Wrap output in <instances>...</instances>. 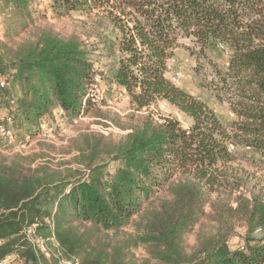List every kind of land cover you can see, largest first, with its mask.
<instances>
[{
	"label": "trees",
	"instance_id": "16d2710c",
	"mask_svg": "<svg viewBox=\"0 0 264 264\" xmlns=\"http://www.w3.org/2000/svg\"><path fill=\"white\" fill-rule=\"evenodd\" d=\"M35 1L0 0L7 39L47 13L101 11L112 29L102 48L113 54L103 80L125 91L135 110L165 101L189 127L148 115L118 141L79 136L76 149L89 174L78 181L0 149V262L264 264V0H48L44 12ZM36 25L34 40L0 48V125L16 139L43 133L55 113L71 120L91 106L87 50L75 36ZM180 48L197 60L227 54L226 68L213 65V73L233 120H221L165 77ZM5 139L0 135L1 147ZM245 148L253 173L236 154ZM105 157L116 164L109 175ZM195 227L197 242L187 250L184 238ZM236 227L244 246L231 249ZM139 247L146 252L140 259L132 252Z\"/></svg>",
	"mask_w": 264,
	"mask_h": 264
},
{
	"label": "rangeland",
	"instance_id": "374dc122",
	"mask_svg": "<svg viewBox=\"0 0 264 264\" xmlns=\"http://www.w3.org/2000/svg\"><path fill=\"white\" fill-rule=\"evenodd\" d=\"M33 3L39 4L41 12H44L49 5L48 0H36ZM104 17L98 10L91 14L71 12L63 16H53L47 13L45 20L36 22L41 28L51 29L62 38L75 36L89 53L93 65L92 81L87 89L85 100L90 101L91 106L87 114H82L71 120L63 118L62 113H55L49 122L50 125L44 128L43 133L34 138H29L21 133L20 138H13L10 143L3 140V147L0 146L3 154L9 157L20 155L31 164L47 165L53 170L70 174L74 180L78 181L87 178L89 174L85 165L79 160L81 156L76 149L83 138L79 136H103L110 141H118L130 132L140 118L148 115L157 121L166 117L174 118L180 122L183 128L189 127V120L169 106L162 107V100H157L150 107L141 110H135L127 103V100L114 101L119 92L115 91L114 87L102 78L113 55L102 48L101 39L112 34V29ZM36 24L29 25L17 38L9 40L5 36L4 22L0 19V48H12L25 40H34ZM207 56V59L197 60L190 56L185 48L178 49L174 59L176 66L182 71L183 77L176 85L207 104L221 120L231 121L235 118V116H231L234 113L228 104L227 96L218 89L219 87L215 86L217 79L213 73V65L219 69L226 68L227 54L207 52ZM96 78L100 79V84L95 82ZM236 154L240 158L245 157L248 160V162L242 160L241 167L249 173L255 172L251 163L253 154L250 149H239ZM100 162L105 166L103 170L105 175L113 173L116 164L111 158L105 157ZM246 195L248 196V193ZM209 212L210 208L206 205L205 213ZM203 222L202 230L208 233L210 225L205 220ZM129 230L130 228L126 232ZM199 231L200 228L195 227L191 233L185 236L184 243L188 247L187 250L196 244ZM243 237V229L236 227L228 240L229 247L231 249L243 248L241 247L244 246ZM29 239L36 245V239L30 237ZM50 249L56 256H59L54 247ZM132 252L138 259L146 255L142 247L134 249ZM46 259H48L47 264H52L49 257ZM40 263L45 264L43 260Z\"/></svg>",
	"mask_w": 264,
	"mask_h": 264
},
{
	"label": "built area",
	"instance_id": "2783aa9c",
	"mask_svg": "<svg viewBox=\"0 0 264 264\" xmlns=\"http://www.w3.org/2000/svg\"><path fill=\"white\" fill-rule=\"evenodd\" d=\"M220 49L224 50V46L220 45ZM164 74L165 77L170 80L173 84H178L182 77H183V73L182 71L176 66V60L174 58H171L167 61L166 65H165V70H164ZM97 84H100V79L96 78L95 81ZM121 100H129V96L125 91H122L118 94V96L116 98H114V101H121ZM163 105L162 107H166L168 106V104L165 101H162ZM62 113V112H60ZM231 116H234L233 114H231ZM0 135L4 136L6 139V141H8L9 143L12 142V139L14 138L12 132L5 127L4 125H0ZM249 149V148H246ZM229 150L234 152L236 151L235 146L233 145H229ZM38 247L41 249V251L43 253H45L46 256H49V250L47 247H45L46 245L42 242H37ZM64 264H72L69 261H65L63 262ZM0 264H21L20 262H16L11 260L10 258L4 259L0 262Z\"/></svg>",
	"mask_w": 264,
	"mask_h": 264
}]
</instances>
